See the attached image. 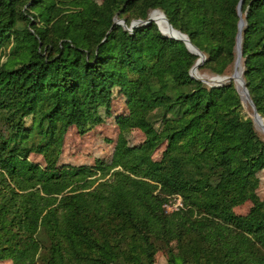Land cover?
Here are the masks:
<instances>
[{
  "label": "trees",
  "instance_id": "1",
  "mask_svg": "<svg viewBox=\"0 0 264 264\" xmlns=\"http://www.w3.org/2000/svg\"><path fill=\"white\" fill-rule=\"evenodd\" d=\"M240 1L242 79L264 118V0H0V51L14 60L0 64V259L154 264L164 251L168 264H264V142L233 81L192 78L199 57L153 23L115 25L160 10L204 54L199 69L222 74L234 69ZM114 92L128 109L116 124L139 129L141 146L120 140L105 168L28 160L56 161L68 128L101 124Z\"/></svg>",
  "mask_w": 264,
  "mask_h": 264
},
{
  "label": "rangeland",
  "instance_id": "2",
  "mask_svg": "<svg viewBox=\"0 0 264 264\" xmlns=\"http://www.w3.org/2000/svg\"><path fill=\"white\" fill-rule=\"evenodd\" d=\"M88 1L92 4L99 6L103 3L104 0H88ZM69 7L70 9L75 8L69 5L66 6V8H69ZM153 11H158L157 13H160V14L162 13L160 10L148 11L145 19L143 20L142 19H132L130 21V24L136 21H146L148 18H150V15L153 13ZM117 21H120V20H117ZM154 22L155 23L153 24L156 25L157 30L160 32V34L163 33L166 36H171L170 34L164 32L156 21ZM141 26H144V25H141ZM170 30L173 31L172 29ZM173 36L178 39L180 38V35L176 32H175V35ZM190 49L193 50L192 48ZM9 53H10V46L4 51H0V64L10 63L12 61V56H9ZM205 60L206 58L204 56V61L200 66L204 64ZM241 66H242V60H241ZM199 67H197L195 71V75L194 76L190 75V76L200 82H203L200 80V79H203L205 81L203 83L210 88L220 87L225 84L224 83L222 85H214L213 83L210 82L211 80L214 79L213 82L216 83L218 80L217 78L229 77L233 73L232 67L227 68L225 71H223L222 74H216L212 66H204L201 69H199ZM242 71H243V67H242ZM190 72L189 74H191ZM234 86H235V83H234ZM241 109H242L241 110L242 115L246 119L251 120L257 136L262 142H264V131H263L264 129L262 130V128H260L261 126H259L257 122L256 124L253 122V112L249 104L242 102ZM100 113L102 117H104L103 122L99 125L91 126L84 133H81L80 131H78V129L74 126H71L70 128H68L63 138L62 146L60 149L61 151L58 154L56 161L49 163L48 160L44 156L38 155L35 153L30 154L28 157V160L38 165L42 169H53V168H59L61 166L105 168V167H109L112 165L115 148L117 144L120 142V140H123L128 147H138V146H141L145 142V136L139 129L120 130L119 127L117 126L116 119L118 117L128 115V109L126 106L125 98L117 94V92H114L113 94L111 105H110L109 116L108 117L105 116L104 110H100ZM262 120H263L262 126H264V118H262ZM164 149H165V144L159 146L153 152V159L156 161H159ZM256 179L258 181V185L255 191V194L257 198L260 201H262L264 199V170L256 174ZM251 206H252L251 203L247 202L238 207H235L233 209V212L237 216H246ZM181 207H182L181 198L176 196V197H172L168 199L165 205V210L168 214H170L174 211H177ZM0 264H12V263L9 260L0 259ZM23 264H26V261H24ZM154 264H168L167 256L164 251H159L155 255ZM187 264H219V263L216 262L215 260L208 262L203 257H200L199 260H192V259L189 260Z\"/></svg>",
  "mask_w": 264,
  "mask_h": 264
},
{
  "label": "water",
  "instance_id": "3",
  "mask_svg": "<svg viewBox=\"0 0 264 264\" xmlns=\"http://www.w3.org/2000/svg\"><path fill=\"white\" fill-rule=\"evenodd\" d=\"M241 5H242V1H240L239 5H238V16L240 17V20H239V23H238V34H237V42H236V60H235V63H234V69H233V73L231 76L229 77H223V78H217V82H213V80H211L210 82L213 83L214 85H222L224 83H227L229 81H233L235 83V89L237 91V93L239 94L240 98H241V101L243 103H248L249 106L251 107L252 109V112H253V122L256 124L257 122V119H260L261 121L262 118L257 114L256 110H255V107L254 105L252 104L251 100H250V97H249V94H248V91L246 89V85L242 79V66H241V31H242V28L244 27V22L243 20L241 19ZM155 12H158V11H153V13ZM162 14V13H161ZM162 16L164 17L167 25L170 27V29H172L173 31H175L176 33H178L180 35V37L182 38H176V37H173V36H166L168 38H171V39H174V40H180L184 43L186 49L193 55H196L198 56V60L196 61L194 67L191 69V76H194L195 75V71L197 69V67H199L203 61H204V56L203 54L198 50L196 49L188 40L187 36L184 35V34H181L180 32L174 30L172 28V26L170 25V23L168 22V20L166 19V17L162 14ZM152 23H155L154 20H152L151 18H148L146 21H136V22H133L131 25H130V29H128L124 23V21H116L115 24L116 25H120L122 26L124 29L128 30L129 32H132V30L134 28H136L138 25H150ZM190 48H192L193 50H191ZM201 81L205 82L203 79H200ZM243 95L245 96V98L243 97ZM260 128H262V130L264 129V126H261ZM264 131V130H263Z\"/></svg>",
  "mask_w": 264,
  "mask_h": 264
},
{
  "label": "bare ground",
  "instance_id": "4",
  "mask_svg": "<svg viewBox=\"0 0 264 264\" xmlns=\"http://www.w3.org/2000/svg\"><path fill=\"white\" fill-rule=\"evenodd\" d=\"M150 18H151L152 20L156 21V22L159 24V26L161 27V29H162L164 32L170 34L171 36L175 35V32H174V31H171V30L169 29L168 25L166 24L164 18L162 17V15H161L160 13H157V12L152 13V14L150 15ZM173 37H174V36H173ZM180 38H182V37H180ZM243 97L245 98L244 95H243ZM257 124H258L259 126H262V125H263V121H261L260 119H257Z\"/></svg>",
  "mask_w": 264,
  "mask_h": 264
}]
</instances>
